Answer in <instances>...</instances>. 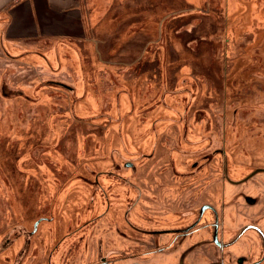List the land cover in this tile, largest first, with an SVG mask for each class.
Segmentation results:
<instances>
[{
	"label": "flooded vegetation",
	"instance_id": "flooded-vegetation-1",
	"mask_svg": "<svg viewBox=\"0 0 264 264\" xmlns=\"http://www.w3.org/2000/svg\"><path fill=\"white\" fill-rule=\"evenodd\" d=\"M124 1L83 0L86 20L80 36L37 37L21 43L8 37L10 16L7 11H0V58L7 57L8 65L18 61L24 66L34 59L49 64L52 48L78 42L63 50L70 53L61 58L65 66L77 62V68L86 74L90 70L94 75L100 74L102 81L104 68L95 69L99 61L94 56L106 49L110 52L113 34L125 31ZM168 1L170 6L176 2V7L182 0ZM254 1L240 0L235 6L238 0L235 4L231 0H214L207 10L184 6L164 15L161 27L168 25L167 31L173 34L171 40L174 37L180 46H176L170 66L186 54L199 61L194 73L199 94L196 98L191 95L184 123L165 120L166 124H156L154 120L148 127L143 124L145 115L132 114L124 121L125 139L139 149V154L95 172V189L79 190L83 202L70 217L62 214L65 203L54 202L55 193L53 198L48 196L50 189H33L39 194V204L34 208L29 204L18 207L8 199L6 213L0 217V264H264V139L258 131L252 132L264 128V107H254L264 104V28L254 25L256 13L264 21V0L251 17ZM97 3L100 8L94 9ZM141 3L133 0L130 10L138 11L135 9ZM114 4L117 18L108 20L104 24L107 28L101 32L94 31L105 34L112 24L113 29L104 39L106 45H94L93 15L100 14L103 19ZM147 4L151 12L166 3L147 0L144 5ZM149 40H136V47L145 49ZM90 42L93 46L88 45ZM121 50L128 53L124 63L144 60L143 51L139 54L129 46ZM32 53L36 58L26 59ZM159 60L158 57L153 65V74L160 67L156 65ZM182 68L177 66L172 77L176 78L180 71L187 73ZM59 75H51L46 80L48 85L72 93L79 91ZM138 76L132 75V79ZM175 78L172 82L163 79L153 90L141 88L135 80L124 83L132 90L131 103H138L140 93L146 96L151 92L158 98L166 83L173 86ZM122 91H116V95ZM89 97L85 100L88 105L85 104L91 107ZM125 99L123 96L120 108L112 104L109 111L111 106L106 105L109 110L100 114L112 118L121 111L127 113ZM161 101L154 106L160 111L164 108L165 115L173 106L158 105ZM215 109V133L208 134L206 131L211 128L206 125V117ZM200 121L205 130L198 125ZM113 128L108 125L104 131L105 137L115 142L118 138L109 133ZM153 131L157 132L154 145ZM29 189L32 188L24 187L25 192Z\"/></svg>",
	"mask_w": 264,
	"mask_h": 264
},
{
	"label": "rangeland",
	"instance_id": "rangeland-1",
	"mask_svg": "<svg viewBox=\"0 0 264 264\" xmlns=\"http://www.w3.org/2000/svg\"><path fill=\"white\" fill-rule=\"evenodd\" d=\"M140 1L142 2L140 7L135 9L138 11L130 10L133 0L122 3L126 29L122 33L113 34L115 36L111 42L110 52L106 49L104 53L99 55L95 53L96 56H94L90 53V49L88 50L90 57L94 56V59L97 57L99 61L95 69L104 68L102 71L105 78L102 81H100L101 76H98L100 74L94 75L91 73L92 70L90 74H86L77 68V62L69 65L68 68L65 66L61 58L63 54L70 55V53L63 50L79 44L78 42H65L60 47L52 48L49 51L51 55L49 64H43L39 59H34L24 66L18 61L8 65L7 57L0 58V217L6 213L8 199H11V202L18 207L29 204L34 208L38 205L39 194L33 190L38 188L50 189L48 196L53 198L52 194L55 193L54 202L66 204L65 212L61 211L62 214L67 217H70L73 211L76 214L77 205L83 202L82 192L79 190L95 189V172L115 165L116 161H121L128 156L133 157L139 154V149L125 139L127 134L124 132L123 126L126 125L124 121L127 122L132 114L138 117L145 115L143 124L148 127L154 124V120L156 124L165 123V120L168 123H184V115L188 113L186 106L192 101L191 95L194 94L196 98L199 94L197 79L194 77L199 61L192 54L185 56L182 53L185 58L179 62L181 64L177 63L171 67L172 54L177 52L176 46L178 48L180 46L174 37L171 40L173 34L167 31L168 25L165 27L164 24V27H161L160 23L164 15L170 11L184 6L197 7L196 10L203 11L207 10L210 1L213 3L214 0H201V2L182 0L176 7H173L177 4L176 2L170 6L168 0H163L166 4L157 5L151 12L148 7L150 3L144 5L147 0ZM217 1L223 2V0ZM231 2L235 4V0ZM258 3H261V0L254 1L250 12L251 17L255 15L254 8H258ZM239 4L240 0L235 6ZM114 5L113 8L116 9L117 5ZM93 8L99 9L100 4H95ZM258 17L260 18L256 13L254 25L264 28V21L262 23ZM167 18L169 19L170 16ZM107 21L108 19H102L100 14L93 15L91 36L95 39L94 45L103 43L106 33L113 29L111 24L105 34L94 33L107 28L104 25ZM132 25L134 28L131 29ZM145 38L150 39L149 46L147 45L145 49L136 47L138 44L136 40ZM88 45L93 46V43L90 42ZM124 46L134 48L139 54L143 51L144 60L139 63H137L139 60L135 63H124L128 57V53L121 50ZM117 49V53H114ZM28 56L26 59L36 58L35 53ZM158 57L160 60L156 65L160 67L153 74V65L157 63ZM112 59H115V62ZM85 64L87 65V62ZM180 65L182 69H187V73H180V71L176 78L172 77L173 72ZM56 73H59V77L65 81L74 84L79 91L72 93L48 85L46 80ZM135 74L140 76L132 79V75ZM233 75L238 76V73ZM158 76L161 78L158 79ZM165 78L167 82H172L174 78L176 80L172 87L166 83V88L161 91L158 98L154 93L148 92L144 96L142 92L139 94V102L131 103L133 93L130 85H126L124 81L135 80L140 82L141 88L153 90L159 82L161 85ZM118 90H124L120 96L116 95ZM82 95L85 97L82 98ZM88 96H90L91 107H88L85 101ZM123 96H126L125 102L129 106L127 113L121 111L119 115L112 118L106 114H100V112L107 113L105 110L109 109L106 105L111 106L109 111H112V104L120 108ZM158 100H162L158 102V105L172 104L173 107H170L165 114L167 116L164 115V108L163 111L156 110L154 105ZM180 105L184 108H180ZM254 107L261 110L264 104H256ZM217 113L215 109L206 117V125L212 129L206 131L208 134L215 133L213 128L216 125ZM124 117L125 120H122ZM203 121H200L198 125L205 130ZM108 125L114 126L109 133L118 138L115 142L105 137L104 130ZM256 131L259 137L264 139V128L258 130L255 128L252 132L257 134ZM146 133L147 131L144 134ZM151 137L154 145L157 132L153 131ZM134 150V153L129 152ZM109 183L110 181H107L105 185L108 186ZM24 187L32 189L25 192ZM77 217L82 220L80 215Z\"/></svg>",
	"mask_w": 264,
	"mask_h": 264
},
{
	"label": "crops",
	"instance_id": "crops-1",
	"mask_svg": "<svg viewBox=\"0 0 264 264\" xmlns=\"http://www.w3.org/2000/svg\"><path fill=\"white\" fill-rule=\"evenodd\" d=\"M85 10L83 0H0V11L10 16L8 37L20 43L37 37L80 36L85 28ZM117 14V7L112 8L104 18L116 19Z\"/></svg>",
	"mask_w": 264,
	"mask_h": 264
}]
</instances>
